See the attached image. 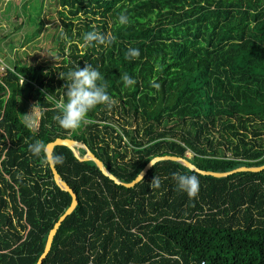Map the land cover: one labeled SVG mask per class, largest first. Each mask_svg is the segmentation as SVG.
Listing matches in <instances>:
<instances>
[{"label": "trees", "instance_id": "1", "mask_svg": "<svg viewBox=\"0 0 264 264\" xmlns=\"http://www.w3.org/2000/svg\"><path fill=\"white\" fill-rule=\"evenodd\" d=\"M59 1L74 16H100L74 30L62 12L60 64L38 82L23 77L19 63L0 72L2 264H37L72 203L45 154L29 151L37 140L85 143L127 183L164 155L216 172L264 165V0ZM121 14L127 24L118 22ZM89 32L114 39L86 43ZM130 49L139 57L125 59ZM87 64L115 104L63 129L54 117L66 100L67 73ZM124 75L135 84L124 86ZM53 155L63 157L56 168L79 202L43 264H264V170L215 177L162 160L126 187L68 146ZM177 173L198 177L196 196L179 190ZM156 177L160 187L151 188Z\"/></svg>", "mask_w": 264, "mask_h": 264}, {"label": "rangeland", "instance_id": "2", "mask_svg": "<svg viewBox=\"0 0 264 264\" xmlns=\"http://www.w3.org/2000/svg\"><path fill=\"white\" fill-rule=\"evenodd\" d=\"M62 12L73 18L74 30L87 17L95 19L100 16L84 11L74 16L59 0H0V57L3 66L15 67L19 63V73L36 83L42 72L59 65L58 33L64 29L63 19L66 18ZM98 108L100 106L90 112L88 118H94Z\"/></svg>", "mask_w": 264, "mask_h": 264}, {"label": "clouds", "instance_id": "3", "mask_svg": "<svg viewBox=\"0 0 264 264\" xmlns=\"http://www.w3.org/2000/svg\"><path fill=\"white\" fill-rule=\"evenodd\" d=\"M118 22L122 25L127 24V15L121 14L118 17ZM83 39L86 43L93 41L111 43L114 38L109 37L106 40L98 33L89 32L83 36ZM139 55V49H130L125 54V59L137 58ZM122 80L126 87L136 82L134 78L128 75H124ZM66 81V100L62 98L56 104L57 109H59V114L54 117L63 129L76 130L86 121L88 114L98 106L111 108L115 104L114 98L107 91V84L103 82V76L97 69L92 68L91 65L87 64L83 68L77 65L74 70L67 73ZM155 86L159 87V85ZM25 125L29 128L32 127L29 121H25ZM29 151L36 157H40L44 153L47 159L54 160L57 163H62L63 161L62 156H48L47 145L39 140L29 146ZM140 178L142 179V175ZM173 179L176 181L179 190L186 192L189 197H194L198 193L200 181L196 175L177 173L173 175ZM150 187L159 188L160 180L156 177Z\"/></svg>", "mask_w": 264, "mask_h": 264}, {"label": "water", "instance_id": "4", "mask_svg": "<svg viewBox=\"0 0 264 264\" xmlns=\"http://www.w3.org/2000/svg\"><path fill=\"white\" fill-rule=\"evenodd\" d=\"M59 145H65L68 146L69 148L72 149V151L74 152L75 156L82 160V161H88V160H92L94 161L97 166L99 167V169L103 172L104 175H106L107 177H109L110 179L114 180L117 184H121L124 185L126 187H134L136 184L140 183L145 176L148 174L149 170L159 161L162 160H173V161H178L180 163H183L184 165H186L188 168H190L191 170H194L202 175H212L215 177H227L231 174L237 173V172H243V171H252V172H258V171H262L264 170V165L263 166H258V167H248V166H242L239 167L237 169H234L232 171H226V172H216V171H208V170H203L200 169L199 167H197L195 164H193L191 161H189L188 159L181 157V156H175V155H164V156H157L155 158H153L146 166L145 168L140 172V174L130 183L127 182H123L122 180H120L115 174H113L105 165V163L99 159L94 153L93 151L85 144L82 143L80 141H77L75 139L72 138H56L54 141L50 142L47 144V148H48V156H52L54 153V149L56 146ZM79 148H84L86 150L85 155H81ZM52 172L54 174V179L57 183V185L69 192L72 196V203L70 205V207L66 210V212L59 218V220L56 222L54 228L51 230L49 236H48V240H47V244L45 247V251L42 254V256L40 257L39 261L37 264H43L44 260L46 259V257L48 256L52 244H53V240L54 237L59 229V227L61 226V224L63 223V221L75 210V208L78 205V195L77 193L74 191V189L63 179V177L61 176V174L58 172L56 165H55V161L48 159ZM154 164H152V163ZM142 175V179L140 178V176ZM0 264H2L0 262Z\"/></svg>", "mask_w": 264, "mask_h": 264}, {"label": "built area", "instance_id": "5", "mask_svg": "<svg viewBox=\"0 0 264 264\" xmlns=\"http://www.w3.org/2000/svg\"><path fill=\"white\" fill-rule=\"evenodd\" d=\"M4 65V64H3ZM0 65V72H4L6 70L5 66ZM201 264H205V262H202Z\"/></svg>", "mask_w": 264, "mask_h": 264}]
</instances>
